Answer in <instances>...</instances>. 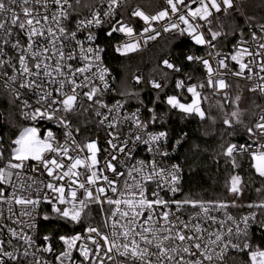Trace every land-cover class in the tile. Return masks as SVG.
Masks as SVG:
<instances>
[{
	"label": "snow or ice",
	"instance_id": "6c2138e0",
	"mask_svg": "<svg viewBox=\"0 0 264 264\" xmlns=\"http://www.w3.org/2000/svg\"><path fill=\"white\" fill-rule=\"evenodd\" d=\"M164 2L167 7L151 15L137 5L126 19L120 9L129 0H0V89L11 97L18 113L7 121L0 113V127L16 129L15 138L8 141L0 135V221L6 209L7 219L31 230L38 227L37 217L72 227L70 234H44L38 245L23 229L0 223V231L7 227L22 242L8 250L0 240V264H264V189H256L260 199L245 202L247 186L233 172L225 184L231 200L176 199L182 190L183 166L164 165L157 158L183 147L187 133L173 141L167 128L152 130L165 125L173 112L182 119L197 117L215 125L217 118L203 107L209 98L200 90L207 87L223 95L215 107L225 129L240 126L247 137L245 143L222 145L226 162L236 169L237 156L246 154L251 169L264 179V105L256 102L257 96L264 98V15L258 18L252 11L264 12V0ZM225 17L231 18L234 28L225 30ZM136 18L144 25L139 32L133 26ZM240 20L248 28L247 38ZM160 21H167L163 32L178 33L209 49L203 56L183 57L201 65L206 80L190 83L193 77L184 73L183 62L164 58L148 78L131 77L155 93L153 106L148 107L139 92L116 93L110 83L114 77L104 63L106 49L92 29L104 28L108 38L121 34L125 39L113 48L128 56L161 36L155 27ZM230 36L238 39L230 52H222L218 43ZM229 76L251 82L247 91L256 94L250 98L255 110L241 107L238 82L236 94L230 96L234 85ZM170 81L176 89L173 94L166 91ZM109 94L135 97L148 119L141 117V107L125 111L127 99L110 103ZM161 103L167 106L164 114L156 109ZM226 105H231L230 111ZM81 117L91 118L105 132L103 146L99 136L77 140L81 128L74 120ZM16 119L27 123H12ZM44 124L60 129L63 140ZM141 144L151 159L135 158L134 149ZM168 194L171 198H165ZM44 204L50 213L41 210ZM16 206L28 221L16 216ZM94 206L102 225L86 223ZM186 208L195 211L181 215ZM230 208L250 211L233 215ZM54 242H59L60 251ZM7 243L11 245V240Z\"/></svg>",
	"mask_w": 264,
	"mask_h": 264
},
{
	"label": "trees",
	"instance_id": "16d2710c",
	"mask_svg": "<svg viewBox=\"0 0 264 264\" xmlns=\"http://www.w3.org/2000/svg\"><path fill=\"white\" fill-rule=\"evenodd\" d=\"M157 0H130V7L134 8L139 5L142 9L146 11H152L155 8ZM251 2V0H249ZM258 4L259 0H255ZM253 12L259 18L264 15L259 8H253ZM241 26H243V20H240ZM225 30L234 28L235 24L231 18H224ZM238 37H228L221 38L220 43H218V48L221 51L231 50V46L234 44ZM192 49V44L183 38H175L168 41L163 45L162 48L157 50L152 58L150 67L147 70L146 76L149 77L153 73V69L157 67L160 61L168 56H173L177 58L178 62H183L184 53L187 50ZM108 64L116 71L120 77L122 83H130L131 77L134 74L136 68L142 64L141 60H136L133 58L121 59L114 56L113 51L109 48L108 51ZM184 73L193 77L190 83H195L200 79V73L195 66L184 64ZM177 76L181 74H175ZM232 96L237 92L235 88V83L233 84ZM240 91L242 92L241 107L253 109L250 103V98L256 96L247 91V85L239 83ZM168 94L175 93L174 82H169V87L166 89ZM140 99L143 100L144 105L151 107L153 106L152 101L154 100L155 93L149 89L142 87L139 90ZM205 96H208V100L204 102L203 107L210 115L217 118V123L213 125L210 121H200L197 117H192L191 119H182L178 115L171 113L168 117L167 123L163 126L156 125L152 127V130H163L167 128L170 131L172 140L179 138L183 133H187L186 142L183 147L180 148V158L183 160L184 166V183L182 186L181 199L193 198L198 200H231L230 195L227 193L225 184L228 181L230 175L235 172L240 174L246 184V202L255 201L261 198L257 194L256 189H264V179L257 176L250 167V160L247 155L237 156V163L239 167L233 169L231 164L226 162V158L222 155V145L226 146L229 143H245L247 137L240 126L235 129H225L221 122L222 113L218 108L215 107L217 100L210 92H205ZM223 102V101H222ZM256 102L260 103V99L257 96ZM130 103L134 106L141 107L139 101L133 97ZM226 110H231V105H226ZM143 108L144 119H148V112L146 108ZM158 114H164L167 111V106L163 103L156 105ZM0 113L3 114L5 120L10 118V114H17L16 109L10 103V99L0 93ZM89 122L92 124L91 118L85 120H74V124L81 128L83 123ZM247 122V120H246ZM12 123L23 125L21 119L13 120ZM91 123V124H90ZM235 131L238 134L229 135V132ZM16 129L12 128L10 125L4 126L0 131V135H3L5 141L11 138H15ZM171 143V141H170ZM194 148L193 146H197ZM93 213L96 210L93 209ZM87 223V221H86ZM41 234L46 233H59V234H70L72 227L68 224L59 222L55 219L50 221H43L41 223ZM78 227L76 230H81Z\"/></svg>",
	"mask_w": 264,
	"mask_h": 264
},
{
	"label": "built area",
	"instance_id": "2783aa9c",
	"mask_svg": "<svg viewBox=\"0 0 264 264\" xmlns=\"http://www.w3.org/2000/svg\"><path fill=\"white\" fill-rule=\"evenodd\" d=\"M164 7H167V5L165 4L164 0H157L156 2V5H155V8L152 10V11H146L144 10L146 13L148 14H155L156 12H158L159 10H161L162 8ZM127 9V10H126ZM132 9V7H130V0H129V4L126 6V8H121L120 9V12L123 13L125 15V18L127 19L128 16L130 15V10ZM226 18V17H225ZM173 20H175V17H173ZM167 21H160L159 23H156L155 24V27L157 28V30H159L161 32V36L157 38V40L155 41H150L148 43V45L146 47H143V49L141 51H138V52H135V53H131L129 54L128 56H121L119 54H117L115 51H114V48H113V45H115L117 42L125 39L121 34H114V36L112 38H108L104 35V31L105 29L104 28H101V29H92L93 31H95L97 34H98V43L101 44L103 47H105L106 49V52H105V55H104V63H105V66L108 67L110 69V72H111V76L114 77L113 80H110V83L112 84V87L116 90V93H119V88L122 84V82L120 81V77L118 76V74L116 73L115 70H113L109 64H108V60H109V56H108V51H109V48L112 49L113 51V54L114 56L118 57V58H121V59H125V58H133V59H136V60H141L142 61V64L140 66H138L134 72V74H142L143 76H145V78H148L146 76V73H147V70L148 68L150 67V63H151V58L153 56V54L159 50L160 48L163 47L164 44H166L168 41H171L175 38H183L185 39L186 41H188L189 43L192 44V49L191 50H187L184 55L186 54H196V55H205L207 51H209V49L205 48V47H200V46H195L193 44V42L186 36H180L178 33H175V32H163V26L164 24H166ZM133 26L135 27L136 31L139 32L140 29L144 26L143 25V22L141 20H139L138 18L134 19L133 20ZM243 27H244V30H245V37L247 38L248 36V28L246 25H244L243 23ZM139 37H134V39H138ZM238 39V38H237ZM236 39V41H237ZM236 41L234 42V44L236 43ZM232 50V49H231ZM231 50H227V51H222V52H230ZM184 57V56H183ZM166 58H174L173 56H168ZM184 64H187V65H192V66H195L196 69L198 70V72L200 73V79L197 81V82H203L206 80V75H205V70L203 69V67L201 65H198L197 63H188L186 61H184ZM232 67L235 69L237 68V66L235 64L232 65ZM228 81L229 83H243V84H246L247 86L251 83V82H248V81H245L243 79H238V78H235V77H231L229 76L228 78ZM195 82V83H197ZM129 87H131L132 89H134L136 92H139V90L142 88V87H145L147 89H149L150 91H152L147 85L146 83H142V84H135V82L131 79L130 80V83H128ZM233 89V88H232ZM232 89L228 90L229 93H230V96H232ZM174 90L176 92V89L174 87ZM200 91H202V94L205 95V92H210L214 97H216L217 99H219L220 101H223V95L222 94H213L212 90L209 89V88H204V89H201ZM0 93L6 95L9 99H11V97L5 93L2 89H0ZM253 94V93H251ZM256 95V94H255ZM184 96L188 99H190V95L187 93V92H184ZM133 97H129V98H122L120 97L118 94H109L107 99L109 100L110 103H114L115 100L117 99H127V103L125 104V111L127 112H132V111H135L136 108H138L139 106H134L130 103V100L132 99ZM260 102L262 105H264V98H260ZM204 105V103H203ZM141 117L144 119V111H143V108H141ZM173 114H176L173 112ZM177 115V114H176ZM192 117H189L187 118L188 119H191ZM81 120H85L87 118L85 117H81L80 118ZM23 123H27L23 120H21ZM91 124V123H90ZM43 127H52L53 130L57 133V136L63 140V133L60 129L56 128L54 125H51V124H44ZM125 127V131H127V126H124ZM97 136H99L100 138V143L101 145L103 146L104 145V142L106 140V134L104 131H101L97 128V126L92 123L91 125H89V122H85L83 123V126H82V130H81V134L79 136H77V140H80V141H83L85 140L86 138H93L95 139ZM180 148L181 147H177L175 148V151H173L172 149H169V157L167 158H161V157H158L157 159L160 161V163L164 164V165H170L172 163H180L182 166H183V160L180 158ZM243 155H246V154H243ZM134 156L137 160L139 159H144V160H149L152 158V155L149 154L145 147L141 144L139 146H137L135 149H134ZM238 156H242V155H238ZM133 163L135 161H132ZM183 170H184V166H183ZM34 175V174H33ZM42 179H44L45 181H47V177L44 176V177H41ZM81 179H83V177H81ZM183 183H184V171H183V180H182V186H183ZM150 190H151V187H150ZM181 194H182V190L180 193H177L175 195V198L176 199H181ZM109 195H111V193H109ZM165 198H171V194H168ZM109 208V206L105 205V210L107 211ZM93 209L96 210V213H93V216L90 220L87 221V223H92L93 225H97V224H101L103 223V220H102V216H101V213L99 211V208L94 206ZM92 209V211H93ZM42 211H47V212H51V208L49 205H42ZM195 210L194 209H191V208H186L182 211V213H180L181 215H184V216H187L188 214L194 212ZM230 213H232L233 215H237L238 213L240 212H246V211H250V210H233V208H230L228 210ZM15 212H16V216L21 220V221H28L29 218L28 217H22V216H19V212H20V207L19 206H16L15 208ZM7 211L5 209V218L3 219V221H0V223L4 224V225H7L9 227H12V228H15L17 229V231H20L21 229H23L24 232L28 233L29 235H33L35 238H36V242L38 245L42 244L43 243V240H42V234H41V223H42V219H40L39 217H37V229L35 230H31V229H28L26 224H16V223H13L12 220H9L7 219ZM15 219V217H14ZM85 225L82 224L80 225L79 227H81L83 229ZM81 229V230H82ZM79 230V231H81ZM104 231H108L110 232L111 229H104ZM257 239L259 240L260 237H257ZM0 240H4L5 241V247L8 248V250H11L12 247L16 246H20V244L22 243L21 241L17 240L16 238H13L11 236V234L7 231V227L3 228L2 231H0ZM11 240V245H9L7 242ZM54 248L57 250V251H60L61 250V246L59 244V242H54L53 244ZM38 256L40 255H43V256H46L47 258L49 259H52V257L49 255V254H46V253H37ZM237 260H240L241 257L239 255L236 256ZM31 259V258H29ZM117 259H121L120 257H117ZM25 264H27V262H25Z\"/></svg>",
	"mask_w": 264,
	"mask_h": 264
},
{
	"label": "rangeland",
	"instance_id": "374dc122",
	"mask_svg": "<svg viewBox=\"0 0 264 264\" xmlns=\"http://www.w3.org/2000/svg\"><path fill=\"white\" fill-rule=\"evenodd\" d=\"M121 90H129V91H135L134 89H132L131 87H129L128 83H122L120 88H119V92ZM231 197V196H230ZM246 197H247V194L245 193V196L242 198L245 202H246ZM232 199V197H231ZM233 210H248V209H237V208H233Z\"/></svg>",
	"mask_w": 264,
	"mask_h": 264
},
{
	"label": "water",
	"instance_id": "95a60500",
	"mask_svg": "<svg viewBox=\"0 0 264 264\" xmlns=\"http://www.w3.org/2000/svg\"><path fill=\"white\" fill-rule=\"evenodd\" d=\"M3 127H0V131L2 130Z\"/></svg>",
	"mask_w": 264,
	"mask_h": 264
}]
</instances>
